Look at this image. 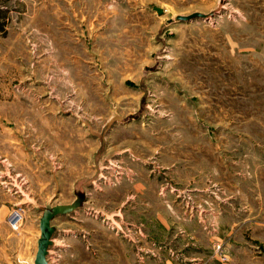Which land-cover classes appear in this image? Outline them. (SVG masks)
Returning a JSON list of instances; mask_svg holds the SVG:
<instances>
[{
	"label": "rangeland",
	"instance_id": "374dc122",
	"mask_svg": "<svg viewBox=\"0 0 264 264\" xmlns=\"http://www.w3.org/2000/svg\"><path fill=\"white\" fill-rule=\"evenodd\" d=\"M57 204L52 264H264V0H0V220Z\"/></svg>",
	"mask_w": 264,
	"mask_h": 264
},
{
	"label": "water",
	"instance_id": "95a60500",
	"mask_svg": "<svg viewBox=\"0 0 264 264\" xmlns=\"http://www.w3.org/2000/svg\"><path fill=\"white\" fill-rule=\"evenodd\" d=\"M160 13L163 12L162 9L157 8ZM215 12L203 13L195 12L191 15H180L178 19L180 20H191L194 18H209L214 15ZM76 204H57L53 206L51 210H47L43 213L40 219V230L41 236L38 240V250L36 253V258L34 264H52L48 257L51 247L54 245L53 239L55 237L56 228L52 225V220L59 215L66 214L73 211Z\"/></svg>",
	"mask_w": 264,
	"mask_h": 264
},
{
	"label": "crops",
	"instance_id": "0c3cea01",
	"mask_svg": "<svg viewBox=\"0 0 264 264\" xmlns=\"http://www.w3.org/2000/svg\"><path fill=\"white\" fill-rule=\"evenodd\" d=\"M8 217H9V215H8ZM2 223H5L6 228L8 227L9 229L6 230L5 232L1 231L0 232V236L5 238V242L6 243L8 242V237H11V236H19V238L23 241V243H22V245H23V252H26V250L29 249L32 246V242L29 241V240H31V238L34 237L35 232H36L37 229L40 230V221H39V227L38 228H35L33 225H31V222H29V223H26L25 225H23L22 228H19L17 231H15V230H13L11 228V226L9 224V221H6L4 219L3 220H0V226L3 225ZM52 225L55 227V225L53 223H52ZM56 231H57V228H56ZM39 234H37V236H36V247L34 249H32L31 252H30V255H32V256H34L33 254H35V256H34V262H35L36 253H37V250H38V240H39V238L41 236V230H40V233ZM54 241L55 240L53 239V242ZM55 243L56 242H54V245H55ZM4 247H5V250H3V244L0 246V264H4V261L7 262V260H5V259L2 258L3 257V251L5 252L6 258L8 259V256L7 255L9 253V249H10L9 243L6 244ZM19 254L20 253H18L16 255V257L18 258V260H19Z\"/></svg>",
	"mask_w": 264,
	"mask_h": 264
},
{
	"label": "built area",
	"instance_id": "2783aa9c",
	"mask_svg": "<svg viewBox=\"0 0 264 264\" xmlns=\"http://www.w3.org/2000/svg\"><path fill=\"white\" fill-rule=\"evenodd\" d=\"M24 220V210L22 208H14L10 211L8 221L13 229L18 230Z\"/></svg>",
	"mask_w": 264,
	"mask_h": 264
}]
</instances>
